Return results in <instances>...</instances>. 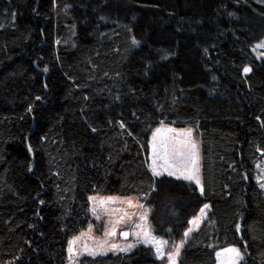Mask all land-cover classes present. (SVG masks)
I'll return each instance as SVG.
<instances>
[{
	"label": "trees",
	"instance_id": "16d2710c",
	"mask_svg": "<svg viewBox=\"0 0 264 264\" xmlns=\"http://www.w3.org/2000/svg\"><path fill=\"white\" fill-rule=\"evenodd\" d=\"M262 41L264 0H0V264H65L91 196L146 198L175 242L208 204L178 264L232 247L264 264ZM161 123L196 131L203 194L150 172ZM79 264L161 262L140 247Z\"/></svg>",
	"mask_w": 264,
	"mask_h": 264
},
{
	"label": "rangeland",
	"instance_id": "374dc122",
	"mask_svg": "<svg viewBox=\"0 0 264 264\" xmlns=\"http://www.w3.org/2000/svg\"><path fill=\"white\" fill-rule=\"evenodd\" d=\"M251 50L255 58H257L258 60H264V48H256V45H254ZM249 73L250 72L245 73L243 71L244 76L248 75ZM158 128L174 129L175 130L174 133H169V135H172V136H175L177 133H182V132L191 130L192 140L198 145V149H199V176H200L201 184L197 185L194 181L176 179L175 176H168L167 172H164L163 175L155 177V178H160L164 176V177H170L178 181H185V182L194 184L199 190V192L201 193L200 191V188L202 186L201 149H200L199 138H198L196 131L190 128L177 129L171 125H167L164 123H161L156 129ZM156 129L153 132H155ZM153 132L151 133L150 138H149V153H148V167L151 173H152L151 168H150L151 156H152L151 140H152ZM160 163L162 164L163 161H160ZM255 181L264 194V188L261 187V184L264 183V156L262 157L260 162L255 166ZM91 197H95V201L89 199V214L91 218V223L87 226V228L83 232L70 238L67 241L65 264H79L80 260L86 257L127 255V254L134 252L140 247L151 248L154 251L157 259L161 262V264H169L168 254L174 252L175 247L179 245L181 241L183 240L184 244H183V247L180 248V252H181L185 244L187 243V241H189V239L191 238L192 234L195 233L201 227L203 223L208 221L209 208L205 209L206 214L204 216H201L200 212L197 214L196 217L200 218L197 224L190 223L196 217L190 220L189 227L187 228L186 231H188L189 229H191V231L189 232L187 237H185L183 234V237L179 242H175L172 240H163V239L156 237L153 234V230L150 224L151 210L145 204L146 198H142V197L139 198L135 196L125 197V198L123 197H102V196H91ZM100 201H106L108 203H106L105 205H103V207H101L99 203ZM128 201H131L132 204L135 206L129 207ZM140 205H142L143 207H140ZM93 207L97 208V213L99 214V218H97V215L93 213L92 211ZM105 208L108 209V211H105L104 210ZM124 212H126L128 215L119 224H115L116 234L106 236L105 232L111 230L112 225L115 223L117 218L121 216ZM144 215H146V219L142 220L141 217ZM137 225H144L146 228H149L151 230L152 235L155 236L158 240L167 242L163 246V257L157 255L156 248L153 244L151 243L144 244L142 242H137V237L135 233L140 230L139 228H137ZM122 232L129 233L126 239L121 235ZM74 239H76L75 248L77 249L79 254L74 255L70 258V255L68 252L69 241H72ZM101 243L105 244V251L103 254L96 255V256H90L84 251L85 245H87L89 248H92ZM114 244L119 245L120 247H124L126 245L131 244V245H134V247H132L130 250H127V251H120L118 249H112V245ZM240 252L243 255V259L239 261V264H244L245 256L242 253V251ZM217 253H221V256L219 257V259L217 258ZM228 255L229 254L225 252V249L217 251L215 255L216 264H226ZM178 257L176 258V264H178Z\"/></svg>",
	"mask_w": 264,
	"mask_h": 264
},
{
	"label": "snow or ice",
	"instance_id": "6c2138e0",
	"mask_svg": "<svg viewBox=\"0 0 264 264\" xmlns=\"http://www.w3.org/2000/svg\"><path fill=\"white\" fill-rule=\"evenodd\" d=\"M139 42L133 38V44H138ZM256 48H264V41L258 43ZM47 71V69H45ZM251 69L245 67L244 72H250ZM40 97H37L39 100ZM29 112L32 111V108L29 107ZM123 127V124L121 125ZM95 131V129H93ZM174 129H164L158 128L153 132L151 140V164L150 168L154 177H158L167 172L168 176H175L176 179H183L187 181H194L197 185L201 184L199 176V149L198 145L192 140L191 130L186 132L177 133L175 136L169 135V133H174ZM160 161H163L161 164ZM261 187L264 188V183L261 184ZM201 194H203V187L200 188ZM89 199L95 201V197H90ZM114 202V201H113ZM100 206L103 207L106 201H100ZM129 207H134L131 201H128ZM140 207H143L140 205ZM210 206L204 204L203 208L200 209L201 216H204L205 209H208ZM108 211V209H104ZM93 213L99 218L97 213V208L93 207ZM128 214L124 212L121 216L117 218L115 223L112 225L110 231H106L105 235H115V224H119ZM142 220L146 219V215L141 217ZM199 217L194 218L190 223L197 224L199 222ZM137 228L140 230L135 233L137 237V242H142L144 244H153L156 248L158 256L163 257V246L166 241L158 240L155 236L152 235L151 230L146 228L144 225H137ZM239 230V226H237ZM191 229L184 233V236L187 237ZM121 235L126 239L129 235L128 232H122ZM76 239L69 241L68 252L70 258L74 255H78V251L75 248ZM184 241L182 240L179 245L175 247V251L168 254L169 264H176V258L180 255V248L183 247ZM134 245H126L120 247L119 245H112V249H118L120 251L130 250ZM84 251L90 256H96L103 254L105 251V244L101 243L95 247L89 248L87 245L84 246ZM225 252L228 255L226 264H239V261L243 259L238 248L232 247L225 249ZM221 256V253H217V258Z\"/></svg>",
	"mask_w": 264,
	"mask_h": 264
}]
</instances>
